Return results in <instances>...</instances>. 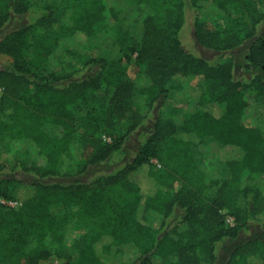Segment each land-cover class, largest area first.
Masks as SVG:
<instances>
[{
  "label": "trees",
  "instance_id": "1",
  "mask_svg": "<svg viewBox=\"0 0 264 264\" xmlns=\"http://www.w3.org/2000/svg\"><path fill=\"white\" fill-rule=\"evenodd\" d=\"M39 2L0 0V30L25 21L0 36L8 61L0 67V146L10 152L28 142L41 159L27 168L19 159L9 168L0 162V264H107L102 255L125 246L140 253L136 264H155V257L217 264L226 241L236 243L224 264H264V191L242 183L248 173L264 174L262 129L243 123L246 89L264 99V0H140L137 11L123 15L114 0ZM206 4L224 13L222 24L201 20ZM189 12L196 42L219 53L213 59L185 50ZM100 26L123 58H89L84 67L97 71L85 74L74 64L77 45L90 44ZM247 43L242 67L250 76H237L231 52ZM61 49L68 59L53 72L48 62ZM196 78L200 89L191 86ZM174 80V97L192 105L181 120H151ZM136 91L146 99L144 111L133 103ZM132 135L139 144L131 160L81 179L111 165ZM195 139L220 146L224 180L207 181ZM5 171L27 172L33 181ZM63 177L74 180L45 181ZM174 183L180 186L172 190ZM55 206L74 217L56 215ZM81 228L75 255L67 256L68 232Z\"/></svg>",
  "mask_w": 264,
  "mask_h": 264
},
{
  "label": "rangeland",
  "instance_id": "2",
  "mask_svg": "<svg viewBox=\"0 0 264 264\" xmlns=\"http://www.w3.org/2000/svg\"><path fill=\"white\" fill-rule=\"evenodd\" d=\"M38 2H49L50 0H37ZM140 0H114V2L117 4L118 9L120 11V15H123L124 13H129L132 11H137ZM39 2V3H40ZM199 17L202 21L209 23L210 26L220 25L225 21V15L223 12H220L218 10H215L212 8V6L206 4L200 11H199ZM193 19L192 14L189 12L187 15L188 23L183 28V31L181 32V38L183 41V46L187 52L197 54L198 56H205L207 58L213 59L216 55L219 53L211 52L203 47H201L195 40L193 28L191 26V20ZM23 23H25L24 20H14L12 23L8 24L5 29L0 30V36H2L3 33L9 31L10 29H14L16 27L21 26ZM247 44H244L242 47H240L237 50H234L231 52L232 55H234L235 60L237 62L238 68H236L237 76L245 75L250 76L249 73H247L242 65L244 63L245 59V53ZM78 49V55L75 58V66L79 69H84L85 74H92L97 71V68L92 66L90 69H86L84 67L85 62L89 58H105L108 60H120L123 58L122 53L118 49L116 43L114 40L105 33L102 26L99 27L98 32L95 36V38L92 40L90 44L86 45H77ZM68 59V56L64 54V52L61 50L57 51L49 60L48 66L49 69L53 72H59L60 66L64 62H66ZM8 61L7 58L4 56H0V67L1 66H7ZM127 68V75L134 81H136V75L133 71V68L127 64H124ZM83 72V73H84ZM202 79L196 78L192 82V87L196 89H200L201 87ZM178 84V80H174L169 85V96L165 99H162L158 102L155 109L151 112L150 118L151 120L154 119V117L160 116L161 118H172L174 114H176V117L178 120H181L185 109L190 107L192 105V100L186 99V98H175L174 97V87ZM246 96L249 103V106L247 108L246 114L243 118V123L246 126H259L262 129V132L264 134V99L262 95H258L256 89L252 87H248L246 89ZM146 99L138 94L136 91L133 96V103L134 105L140 110L144 111L146 110L145 105ZM139 144V139L135 137L134 135L130 136L125 144L124 152L116 154L113 159L111 165L108 167H94L91 168L85 176H83L81 179L83 181H87L93 176L101 175L102 173H105L110 170V167L116 168L120 167L123 163L126 161L131 160L135 154L136 149ZM194 154L195 159L198 164V166L202 169V171L205 173L206 179L208 182L212 180H219L222 181L227 176V170L224 165L223 160L220 157V146L217 145L215 142L211 141L208 143H201L197 139L194 140ZM7 148L6 146L2 145L0 146V162H2L5 167L9 168L13 165L14 161L19 159V161H23L25 167L32 166L34 164H40L41 159L39 158L37 152L35 149L28 143V142H21L17 147H14L10 152H6ZM4 175L13 176L16 178H19L22 181L31 182L33 181L32 175H30L27 172L23 171H14V172H4ZM71 180H74V178L71 177H63V178H56V179H47L46 182H61V183H69ZM243 184H253L258 186L260 189L264 191V174H246L242 179ZM180 186L179 183H174L172 186V190L178 189ZM210 193H213L214 191L212 189H209ZM16 202H8V204L12 207H17L19 204ZM52 212H54L56 215L64 216L66 213L71 214L72 217H74L73 213L74 211L69 210L67 208H63L60 206H55L52 208ZM227 223L230 225L233 224L232 217H227ZM88 223L84 224L82 228L86 229ZM160 226V222H157L156 228ZM79 229L77 233L68 232V236L65 239L64 243V251L66 252L67 256L75 255V252L72 250V241L75 236L78 235V233H82L84 230ZM242 237L237 239V242L241 241ZM235 241H226L222 244H219L217 247V264H224L227 255L229 254V251L234 247ZM140 256V253L137 249H135L133 246H125L120 249V251L112 254V255H102V259L107 264H136L137 260ZM155 264H170V260H160L159 258H154ZM46 264H61L60 261H50Z\"/></svg>",
  "mask_w": 264,
  "mask_h": 264
},
{
  "label": "built area",
  "instance_id": "3",
  "mask_svg": "<svg viewBox=\"0 0 264 264\" xmlns=\"http://www.w3.org/2000/svg\"><path fill=\"white\" fill-rule=\"evenodd\" d=\"M13 205H16V203H15V204H13Z\"/></svg>",
  "mask_w": 264,
  "mask_h": 264
}]
</instances>
